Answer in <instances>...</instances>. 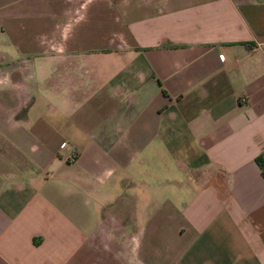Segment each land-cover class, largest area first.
Returning <instances> with one entry per match:
<instances>
[{
    "label": "crops",
    "instance_id": "crops-1",
    "mask_svg": "<svg viewBox=\"0 0 264 264\" xmlns=\"http://www.w3.org/2000/svg\"><path fill=\"white\" fill-rule=\"evenodd\" d=\"M264 0H0V264H264Z\"/></svg>",
    "mask_w": 264,
    "mask_h": 264
},
{
    "label": "trees",
    "instance_id": "trees-1",
    "mask_svg": "<svg viewBox=\"0 0 264 264\" xmlns=\"http://www.w3.org/2000/svg\"><path fill=\"white\" fill-rule=\"evenodd\" d=\"M254 162L256 163L257 167L259 168L260 170V173L263 175L264 177V163L263 161L261 160V157L259 156H255L254 157Z\"/></svg>",
    "mask_w": 264,
    "mask_h": 264
}]
</instances>
